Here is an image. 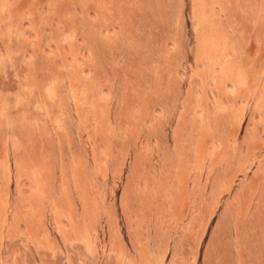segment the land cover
Here are the masks:
<instances>
[{"label":"rangeland","instance_id":"rangeland-1","mask_svg":"<svg viewBox=\"0 0 264 264\" xmlns=\"http://www.w3.org/2000/svg\"><path fill=\"white\" fill-rule=\"evenodd\" d=\"M0 264H264V0H0Z\"/></svg>","mask_w":264,"mask_h":264}]
</instances>
